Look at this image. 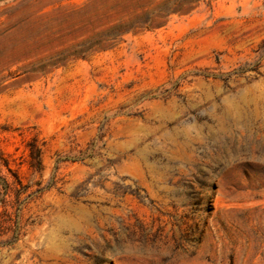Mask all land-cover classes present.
Returning <instances> with one entry per match:
<instances>
[{
	"label": "rangeland",
	"instance_id": "374dc122",
	"mask_svg": "<svg viewBox=\"0 0 264 264\" xmlns=\"http://www.w3.org/2000/svg\"><path fill=\"white\" fill-rule=\"evenodd\" d=\"M0 178V264H264V0H0Z\"/></svg>",
	"mask_w": 264,
	"mask_h": 264
},
{
	"label": "trees",
	"instance_id": "16d2710c",
	"mask_svg": "<svg viewBox=\"0 0 264 264\" xmlns=\"http://www.w3.org/2000/svg\"><path fill=\"white\" fill-rule=\"evenodd\" d=\"M0 180H1V181L3 182V184H4V188H3V190H4V194L2 195V196H4V201H3V203H6V202H7L8 194H9L10 190H12V188H11V185H10L6 180L1 179V178H0ZM18 182L21 184V181H20V180H18ZM0 186H1V183H0Z\"/></svg>",
	"mask_w": 264,
	"mask_h": 264
}]
</instances>
